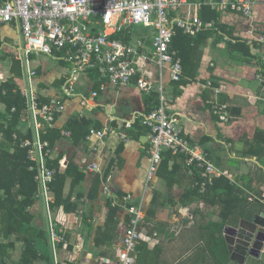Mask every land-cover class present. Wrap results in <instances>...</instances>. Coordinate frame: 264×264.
Masks as SVG:
<instances>
[{
    "label": "crops",
    "instance_id": "1",
    "mask_svg": "<svg viewBox=\"0 0 264 264\" xmlns=\"http://www.w3.org/2000/svg\"><path fill=\"white\" fill-rule=\"evenodd\" d=\"M250 1L249 17L202 6L200 18L212 27L194 37L187 36L190 46L176 37L177 31L173 40L182 51L171 48L173 40L170 48L180 59L179 53L184 56L181 62L186 67L179 82L170 79L167 67L158 66L151 46L154 31L142 26L126 27L120 37L113 36L127 43H139V55L134 59L138 72L126 85L111 84L92 71L79 79L75 86L77 96L66 97L60 86L69 67L46 56L32 60L37 75L31 86L41 103L60 100L64 106L52 128L42 123L43 140L46 133L58 131L52 144L46 140L51 149L47 163L58 161L62 172L73 165L83 174L73 189L69 178L63 192V198L70 196L75 210L66 212L61 206L53 212V217L64 223L59 227L68 249L58 253L67 264H117L128 221L126 208L138 202L144 206L145 217L140 227L137 264H239L230 260L224 239L226 226L221 234L216 231L222 208L204 203L195 194V176L187 172L183 156L171 154L165 169L161 163L170 152H163L155 176L145 186L150 131L140 119L158 106L161 87L165 110L177 118L181 133L201 145L211 162L231 175L232 181L227 180L235 195L229 201L238 208V221L248 219L250 212L264 211V0ZM185 12L186 9L178 15ZM8 33L16 34L17 40ZM223 36L235 42H225ZM259 38L263 42L257 46ZM247 41L254 42V47ZM21 47L17 25L0 24V87L9 82L14 85L13 93L19 96L28 85L18 59ZM14 62L19 63L21 75L8 81L13 77ZM138 78L151 82L152 92H141L136 86ZM92 93L97 94L93 106L84 108L81 97ZM214 105L226 107L227 122L213 115ZM13 112L12 108L7 113L0 96V125L6 128ZM81 119L88 121L89 128L106 132L103 144L96 150L84 138L75 142L71 136L69 123ZM126 122H130L129 128L124 127ZM61 131L70 132V136H61ZM13 135L33 139V125L27 114L17 122ZM12 137L8 139L3 134L0 156L3 152L13 154L17 142ZM92 165L98 171H87ZM77 171H71L73 179L77 178ZM103 184L107 185L108 194L103 193ZM38 190L37 183L36 193ZM35 195L28 212L34 227L46 233L45 206ZM127 196H131L130 202L125 200ZM112 208L115 213L110 217ZM6 243L0 238L1 245ZM21 247L22 244L16 246L11 261L2 263L4 259L0 258V264H17ZM37 247L43 258L38 264H52L48 239L46 243L37 242ZM244 264H264V260L248 257Z\"/></svg>",
    "mask_w": 264,
    "mask_h": 264
},
{
    "label": "built area",
    "instance_id": "2",
    "mask_svg": "<svg viewBox=\"0 0 264 264\" xmlns=\"http://www.w3.org/2000/svg\"><path fill=\"white\" fill-rule=\"evenodd\" d=\"M204 5L217 11L231 10L246 17L251 15L250 0H202L194 3L189 0H0V24L14 23L21 34L22 47L18 59L28 85L20 91V96L25 101V112L33 125L34 134L33 139H19L16 135L12 138L20 148L26 150L29 171L35 173L39 186L35 199L41 200L45 206L46 234L52 264H67L58 252L68 249V244L59 227V224L64 223L57 221L50 209L53 202L49 185L54 180L55 171L47 166L51 149L49 142L41 138L40 130L42 123L52 128L64 106L60 100L41 103L31 86L37 75L32 60L46 56L69 67L68 76L60 86L61 93L66 97L77 96L75 86L87 72L95 71L111 84L126 85L132 82L138 72L134 59L139 55V43L123 42L118 37L126 27L142 26L154 31L151 46L158 66L167 67L170 79L179 82L183 77V66L170 45L177 31L194 37L212 27L200 18ZM184 9L186 12L178 15ZM222 39L235 42L227 36ZM262 42L263 39L259 38L257 46ZM247 43L251 48L254 47V42ZM207 85L210 86L209 83ZM136 86L146 95L154 89L153 84L144 78H138ZM158 91V106L140 119L150 131L145 186L155 176L165 151L184 157L187 172L198 178L195 187H198L199 193H204L216 179L232 181L227 171L211 162L201 145L189 141L181 133L177 118L165 110L162 88L158 87ZM96 96V93L89 97L82 96L81 105L84 108L92 107ZM212 113L219 121L227 122L228 114L224 105H214ZM124 127L129 128L130 122H126ZM60 135L69 137L70 132L61 131ZM105 135V130L90 128L85 141L92 143V149L96 150L103 144ZM2 144L3 134L0 133V154ZM87 171H98V167L89 166ZM102 191L108 194L107 185L103 184ZM125 200L130 202L131 196L125 197ZM126 209L128 221L117 264H137V246L145 210L141 202L130 203Z\"/></svg>",
    "mask_w": 264,
    "mask_h": 264
},
{
    "label": "trees",
    "instance_id": "3",
    "mask_svg": "<svg viewBox=\"0 0 264 264\" xmlns=\"http://www.w3.org/2000/svg\"><path fill=\"white\" fill-rule=\"evenodd\" d=\"M176 37L182 39L184 43L190 46L189 37L183 35L180 31ZM175 40H173L171 48L182 51L176 46ZM179 54L181 59H183L182 53ZM14 66L13 77L8 81L19 78L21 75L19 63L14 62ZM13 88L14 85L9 84V82L0 87V96H2V100L5 103L7 113L11 112L12 108L14 109L8 126L4 128V126L0 125V132L4 131L2 133L8 139H11L17 122L26 117L25 102L19 94L13 93ZM3 91H5L4 95L2 94ZM155 102L157 105V100ZM68 128L75 142H78L81 138L85 139L90 129L86 119L73 121L69 123ZM43 138L52 144L58 138V131L53 130L50 134L46 133ZM171 157H173L171 153H167V157L161 163L163 168L167 169L168 161ZM29 166L30 163L26 159V150L19 148L17 144L13 154L9 155L7 152H3L0 156V238L7 241L5 245L0 244V258L4 259L2 263L3 261L12 260L18 244H22V247L17 264H38L43 260L39 255L37 242L46 243V233L43 229L34 227L32 216L28 212V208L34 204L33 197L37 191V183L34 180L35 173L28 170ZM47 166L55 171L54 180L49 185L50 194L53 198L51 211L55 212L61 206L65 208L66 212L74 211L75 206L70 204V196L63 198V192L69 178L72 180L71 188L76 187L83 179V174L78 173L77 168L73 165H69L62 172L58 161L48 162ZM72 170L77 171V178L73 179ZM197 180L198 178L195 177L193 186L194 192L199 196L200 200L211 205L217 204L222 208L220 222L216 226L217 233L221 234L225 226H233L238 222L236 217L238 208L229 201V197L232 194L235 195V189L227 179L219 178L211 186H208L204 193H199L198 187H195ZM97 183H100L99 180H97ZM214 194L216 196L212 200L211 197ZM114 213L115 210L112 208L110 217Z\"/></svg>",
    "mask_w": 264,
    "mask_h": 264
},
{
    "label": "water",
    "instance_id": "4",
    "mask_svg": "<svg viewBox=\"0 0 264 264\" xmlns=\"http://www.w3.org/2000/svg\"><path fill=\"white\" fill-rule=\"evenodd\" d=\"M249 215L224 230L230 260L239 264H244L248 257L264 260V211Z\"/></svg>",
    "mask_w": 264,
    "mask_h": 264
},
{
    "label": "rangeland",
    "instance_id": "5",
    "mask_svg": "<svg viewBox=\"0 0 264 264\" xmlns=\"http://www.w3.org/2000/svg\"><path fill=\"white\" fill-rule=\"evenodd\" d=\"M8 35H10V37H11V38H13V39H16V40H17V36H16V34H10V33H8Z\"/></svg>",
    "mask_w": 264,
    "mask_h": 264
}]
</instances>
